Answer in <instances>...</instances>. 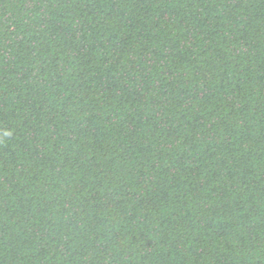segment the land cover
<instances>
[{"label":"trees","instance_id":"trees-1","mask_svg":"<svg viewBox=\"0 0 264 264\" xmlns=\"http://www.w3.org/2000/svg\"><path fill=\"white\" fill-rule=\"evenodd\" d=\"M0 264H264V0H0Z\"/></svg>","mask_w":264,"mask_h":264}]
</instances>
